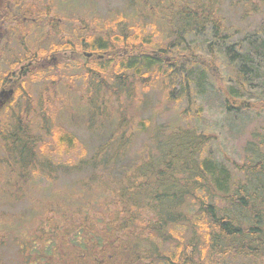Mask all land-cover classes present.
<instances>
[{"label":"rangeland","instance_id":"obj_1","mask_svg":"<svg viewBox=\"0 0 264 264\" xmlns=\"http://www.w3.org/2000/svg\"><path fill=\"white\" fill-rule=\"evenodd\" d=\"M129 1L34 0V11L42 10L41 17H37V13L34 15V27L29 28L28 34L26 28L24 31L17 25L11 35V47L16 40L20 51L10 52L6 59L0 55V78L3 72L12 70L15 62L30 55L28 50L32 44L34 55L40 56L38 64L50 61L52 72H55L54 81L51 77L37 78L39 73L36 74V71L41 69L36 66L34 75L21 81V89L13 101L0 108V260L3 264H27L25 261L29 260L30 248L38 250L41 240L40 237L35 238L32 245L34 232L41 226L44 231L49 230L47 220L53 224L60 217V212H68L65 210L68 207L81 205L82 217L87 215L98 219L101 224L106 223L108 197L104 193L110 195L119 191L126 183V176H132V170L138 163L158 160L163 151L157 148L177 133L190 131L205 134L208 144L202 146V152L199 151L196 158L209 156L225 167L232 184H229V192L238 186L248 193L257 189L254 185L257 177L249 179L244 167L260 162L264 164V96L259 100L251 92L258 85L255 80L248 85V91L245 87L238 90V98L230 97L228 87L230 84L234 87L238 79L229 65L224 64L222 57L210 63L201 93L196 95L194 81L188 86L190 95H193L190 98L183 97L180 92L181 78L178 73L185 64L182 65L179 60H176L179 71L172 67L174 71L169 79L150 82L144 76L138 81L133 80L129 96L117 95L112 88L119 87L118 81L103 74L100 78L106 84L99 86V90H104L100 91V99H104L105 107L108 105L109 109H95L100 108L99 101L90 95V88L97 80L86 77L87 68L95 56L87 62L83 56L86 51L76 47L74 31L81 26L80 19L86 25L92 17L105 18L110 12L125 10ZM231 1L226 0L220 8L225 32L231 37L229 42L253 31L264 35V8L244 18L242 12L246 5ZM63 42L68 46L66 49L55 48ZM168 43L170 41L164 45ZM201 44L199 40L197 46ZM198 51L200 56L206 54ZM177 53H169L170 60ZM197 54L196 51V58ZM118 79L123 81L126 78ZM165 84H169V88ZM50 100L52 108L44 113V106ZM88 102H92L90 107ZM93 112L97 116L91 117ZM55 131L73 137L79 143L78 147L72 150H61L59 147L57 150L60 144ZM118 138L120 143L112 142ZM122 141L127 145H119ZM34 143L36 150L43 148V156L35 155L32 163L34 170L40 169L42 174L37 180L33 178L31 166H27L32 162L33 157L28 155H34ZM120 148L122 152L119 153L125 152V162L121 159L108 165L104 163L109 162V156ZM19 150L22 155L25 154V161L14 156ZM9 173L11 176L17 173L13 186L12 179H8ZM19 174L25 177L17 184ZM261 176L257 179L260 186L257 195L263 201L264 175ZM120 181L121 186L118 185ZM210 201L217 208H226L220 198H211ZM110 210L114 211L115 207L110 205ZM260 216L264 217V214ZM76 217L77 214L74 220ZM177 233L187 244L190 232L184 228ZM196 241L197 251L204 258L207 249L202 247L206 245L202 237L194 238L193 242ZM173 248L170 246L165 250L169 252ZM210 257L212 264H222L216 256ZM237 259V262L227 260L224 264H264V256Z\"/></svg>","mask_w":264,"mask_h":264},{"label":"trees","instance_id":"obj_2","mask_svg":"<svg viewBox=\"0 0 264 264\" xmlns=\"http://www.w3.org/2000/svg\"><path fill=\"white\" fill-rule=\"evenodd\" d=\"M225 1L130 0L125 10L110 12L105 18L92 17L86 25L80 19L81 26H77L74 36L76 47L95 56L90 58L94 60L86 71V77L97 80L90 88V95L99 101L100 108L95 109H109L108 105L105 107L104 99H100V91L104 90H99V86L106 84L100 78L103 74L118 81L119 87L112 88L117 95L129 96L133 80L138 81L144 76L150 82L169 79L173 75L172 67L179 71L176 65V60H179L185 64L178 73L180 92L183 97L190 98L193 95H190L188 86L194 81L196 95L201 93L210 63L220 57L238 79L234 87L232 84L228 87L229 96L238 98V90L245 87L248 91V85L257 81L258 85L251 92L261 100L264 96V35L253 31L229 42L231 37L225 32L220 14ZM231 3L246 5L242 12L244 18L264 8V0H232ZM35 14L41 17L42 10L34 11ZM199 40L202 44L197 46ZM168 41L170 43L164 45ZM67 47L63 42L55 48L64 50ZM198 50L206 54L200 56ZM174 52L178 53L170 60L168 55ZM38 55H34V59H39ZM37 67L41 69L36 71L39 73L37 78L51 77L54 81L55 72H52L50 62L45 65L46 69L40 64ZM217 72L221 73L219 68ZM118 77L126 79L119 81ZM165 86L169 88V84ZM44 108V113L52 108L51 100ZM94 115L93 112L91 117ZM54 133L58 135L56 140L60 144L57 150L59 147L61 150L78 147L79 143L73 137L60 131ZM15 139L17 142L18 138ZM119 141L120 138L112 140L115 143ZM122 142L119 145H127V142ZM162 144L157 148L163 151L158 160L138 163L132 170V176H126L124 186L119 182V191L110 195L104 193L108 197L107 205L102 206L108 208L106 223L101 224L91 216L82 217L81 205L68 207L65 209L68 212H60V217L53 224L47 220L49 230L44 231L41 226L34 232L31 242L33 245L34 239L40 237L39 249L33 251L31 247L29 260L25 263L212 264L210 256L214 255L224 264L227 260L237 262V258L243 257L262 258L264 217L260 215L264 214V200L261 201V196L257 195L260 189L257 179L264 175L263 162L244 167L249 179L257 177L254 179L257 189L248 193L238 186L229 192L231 182L225 167L209 156L196 158L198 152H202V146L208 144L205 134L184 131ZM36 148L34 143V155H28L33 157L32 162L27 166H31L33 178L37 180L42 174L40 169L34 170L32 163L35 155L43 156V148ZM119 152L122 148L104 163L108 165L124 160L125 152ZM24 155L19 150L14 156L25 161ZM15 176L9 173L12 186ZM19 177L17 184L23 182L25 176L19 174ZM211 198L224 200L226 208H217ZM110 205L115 207L114 211L110 210ZM76 214L78 217L74 220ZM184 228L191 234L187 244L177 233ZM67 230L69 234H66ZM196 237H202L206 245L202 247L207 249L204 258L197 251V241L193 242ZM170 246L174 247L172 251H166ZM0 264H3L1 260Z\"/></svg>","mask_w":264,"mask_h":264},{"label":"flooded vegetation","instance_id":"obj_3","mask_svg":"<svg viewBox=\"0 0 264 264\" xmlns=\"http://www.w3.org/2000/svg\"><path fill=\"white\" fill-rule=\"evenodd\" d=\"M19 25L22 30L27 31L34 27V0H0V55L6 59L10 52H19L20 44L11 35L15 27ZM19 36V35H17ZM22 39V38H21ZM30 57L15 62L14 67L8 73L3 72L0 78V108L3 109L13 101L17 92L21 89V81L27 76L34 75V68L38 65L39 59H34V47L31 45ZM50 61L40 63L45 67Z\"/></svg>","mask_w":264,"mask_h":264},{"label":"water","instance_id":"obj_4","mask_svg":"<svg viewBox=\"0 0 264 264\" xmlns=\"http://www.w3.org/2000/svg\"><path fill=\"white\" fill-rule=\"evenodd\" d=\"M83 56L87 60V59H90L92 57V53H86V52H84L83 53ZM98 58H101V56H99ZM246 106H248V104H246ZM240 107H242V106H240Z\"/></svg>","mask_w":264,"mask_h":264}]
</instances>
